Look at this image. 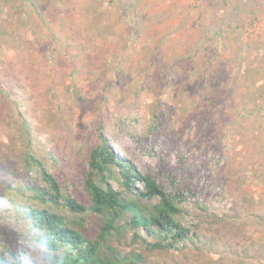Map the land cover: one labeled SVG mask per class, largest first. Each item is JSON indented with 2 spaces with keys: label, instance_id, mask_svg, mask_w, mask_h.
<instances>
[{
  "label": "rangeland",
  "instance_id": "1",
  "mask_svg": "<svg viewBox=\"0 0 264 264\" xmlns=\"http://www.w3.org/2000/svg\"><path fill=\"white\" fill-rule=\"evenodd\" d=\"M252 1L39 0L41 18L27 0H0V22L18 35L0 36V225L30 228L13 199L96 240L90 212L35 202L27 187L48 186L26 155L54 176L62 202L90 206L85 181L103 134L176 196L177 220L198 236L160 251L127 228L104 243L119 258L264 264V0ZM106 174L95 180L123 189L118 168Z\"/></svg>",
  "mask_w": 264,
  "mask_h": 264
},
{
  "label": "trees",
  "instance_id": "2",
  "mask_svg": "<svg viewBox=\"0 0 264 264\" xmlns=\"http://www.w3.org/2000/svg\"><path fill=\"white\" fill-rule=\"evenodd\" d=\"M29 10L36 11L39 16L41 7L39 0H27ZM21 27L27 22H21ZM14 30V29H13ZM17 38L16 31L3 26L0 22V36ZM2 38V37H0ZM104 142L93 150L90 155V172L85 181V188L90 197V206L78 203L74 199L65 198L61 201V187L53 175L47 172L43 164L28 153L27 161L36 166L48 190L42 191L33 186H28L35 202L41 205H54L65 207L73 214L90 212L98 221L99 233L97 239L89 241L81 232L68 227L60 215L50 211L49 208L31 207L28 204H18L15 200L10 205L15 208L20 217L29 222L31 231L36 238L48 234V243L54 251L49 255L53 264H122L127 259L119 258L117 250L108 243V238L113 233H121L127 228L134 231L133 237L139 238L140 231L150 238H154L153 249L167 251L177 249V244L197 243L198 236L191 230L182 226L177 217L181 215L176 196L166 193L161 185L151 176L138 172L130 163L119 157L107 143ZM120 171L122 190H116L108 185L103 187L95 180V172L106 180V173H113V167ZM136 181L143 184V188L136 186ZM4 194L0 193V204L5 203ZM39 230V231H36ZM105 243V244H104ZM134 260L127 264H137L140 255H134Z\"/></svg>",
  "mask_w": 264,
  "mask_h": 264
},
{
  "label": "clouds",
  "instance_id": "3",
  "mask_svg": "<svg viewBox=\"0 0 264 264\" xmlns=\"http://www.w3.org/2000/svg\"><path fill=\"white\" fill-rule=\"evenodd\" d=\"M39 231V230H36ZM31 228L8 221L0 225V235H4V245L0 248V264H53L50 252L54 251L48 243V234L32 238Z\"/></svg>",
  "mask_w": 264,
  "mask_h": 264
},
{
  "label": "crops",
  "instance_id": "4",
  "mask_svg": "<svg viewBox=\"0 0 264 264\" xmlns=\"http://www.w3.org/2000/svg\"><path fill=\"white\" fill-rule=\"evenodd\" d=\"M237 1H240V0H237ZM242 1H243V0H242ZM249 3H251V4H252V3H253V1H252V0H250V2H249V0H248V4H249ZM239 5H242V2H239ZM262 5H263V4H260V6H262Z\"/></svg>",
  "mask_w": 264,
  "mask_h": 264
}]
</instances>
